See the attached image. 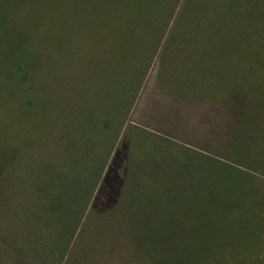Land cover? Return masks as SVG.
I'll return each instance as SVG.
<instances>
[{"label":"trees","instance_id":"1","mask_svg":"<svg viewBox=\"0 0 264 264\" xmlns=\"http://www.w3.org/2000/svg\"><path fill=\"white\" fill-rule=\"evenodd\" d=\"M182 1L0 0V188L44 134L62 153L39 173L38 221L55 225L44 264H264V177L158 134L177 159L132 152L115 207L83 223L118 138L110 89L148 73ZM100 53L98 82L83 61Z\"/></svg>","mask_w":264,"mask_h":264},{"label":"rangeland","instance_id":"2","mask_svg":"<svg viewBox=\"0 0 264 264\" xmlns=\"http://www.w3.org/2000/svg\"><path fill=\"white\" fill-rule=\"evenodd\" d=\"M104 60L101 53L84 56L83 62L96 66L98 82L104 78L98 72ZM128 73L125 80L133 85L126 94L121 95L117 86L110 89L117 101L118 138L84 224L115 207L132 152L143 160L150 151L161 165L166 157L177 159L179 147L156 134L264 177L263 0H236L232 8L214 9L199 0H183L148 73L137 81ZM131 124L151 133L139 136L134 129L127 137ZM55 135L58 131L44 134L5 172L13 181L0 188V264H44L47 250L50 253L55 225L49 219L47 224L38 221L36 202L39 173L51 171L61 158L58 143L52 141ZM81 231L82 227L75 242Z\"/></svg>","mask_w":264,"mask_h":264}]
</instances>
